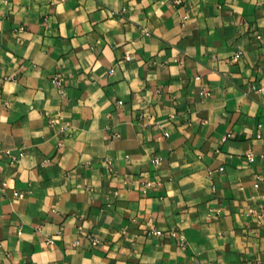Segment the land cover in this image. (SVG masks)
Masks as SVG:
<instances>
[{"label": "crops", "instance_id": "0c3cea01", "mask_svg": "<svg viewBox=\"0 0 264 264\" xmlns=\"http://www.w3.org/2000/svg\"><path fill=\"white\" fill-rule=\"evenodd\" d=\"M0 264H264V0H0Z\"/></svg>", "mask_w": 264, "mask_h": 264}, {"label": "built area", "instance_id": "2783aa9c", "mask_svg": "<svg viewBox=\"0 0 264 264\" xmlns=\"http://www.w3.org/2000/svg\"><path fill=\"white\" fill-rule=\"evenodd\" d=\"M175 2H176V3H180L181 0H175ZM236 56H239V53L236 54ZM54 82H55L56 85H58V86L61 85V84H62V77H61L59 74L56 75V76L54 77ZM21 154H22V153H21ZM248 158H249L250 160H253V159H254V156H253V154H252L251 152H249V154H248ZM156 233H157V234H160L161 231L157 230Z\"/></svg>", "mask_w": 264, "mask_h": 264}]
</instances>
